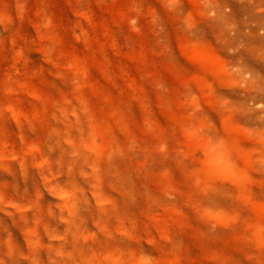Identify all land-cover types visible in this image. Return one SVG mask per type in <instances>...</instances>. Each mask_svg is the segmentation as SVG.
Returning <instances> with one entry per match:
<instances>
[{"label": "rangeland", "instance_id": "1", "mask_svg": "<svg viewBox=\"0 0 264 264\" xmlns=\"http://www.w3.org/2000/svg\"><path fill=\"white\" fill-rule=\"evenodd\" d=\"M0 264H264V0H0Z\"/></svg>", "mask_w": 264, "mask_h": 264}]
</instances>
